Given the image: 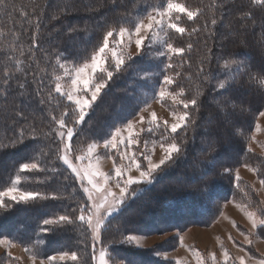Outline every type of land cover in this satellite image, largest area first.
<instances>
[{
    "label": "snow or ice",
    "instance_id": "obj_1",
    "mask_svg": "<svg viewBox=\"0 0 264 264\" xmlns=\"http://www.w3.org/2000/svg\"><path fill=\"white\" fill-rule=\"evenodd\" d=\"M253 6H259L264 11V0H247V10L238 12L237 19L242 23L252 21V27L256 26L253 17ZM0 7L4 8L8 13L7 0H0ZM14 10V9H13ZM67 11V7L64 9ZM206 11L210 12V16H206ZM21 16L25 20L29 19V13L21 9ZM33 8L31 16L34 18L30 40V47L25 50L20 44V35L15 30H10L12 37L11 43L7 46L9 55L7 60L13 63V67L9 70L5 66L2 76H0V100L5 105L8 104L9 90L15 89L18 97L28 99L32 96L29 90V81L27 79L31 61L35 60V51L40 45L41 28L43 27L41 15ZM227 6L219 0H212V3L205 7H191L190 5L177 0H161L159 4L148 5L145 13L141 14L137 10L133 14H126L118 19H114L111 23L107 20L103 21L102 38L93 46L90 57L85 56L80 62L79 59H69L63 53L56 57V63L63 70V75H54L48 81L49 87L44 94L45 84L44 78L37 80V73L32 72L33 83L36 84L35 96L39 97L40 105H48L50 124L47 130L38 128L34 123L27 127H21L17 136L7 144L4 148H16L24 145L26 141H39L41 138L47 142L46 148L41 147L39 152L34 153L28 162L20 163L16 173L10 178L7 187L0 190V212L7 214L19 205H29L36 201L48 200H71L75 207L67 206L62 213H53L50 216L42 218L37 226V239L32 248L24 247V251L29 253L32 264H56L57 260L64 264H110L112 257L109 254V245L105 244V239L110 234L112 222L118 214L122 212L124 207L137 191L133 190V185L146 184L151 185L157 178L158 174L166 171L167 168L175 165L179 160L187 158V145L189 137L188 130L191 129L194 135L191 141L195 143V131L199 127L198 113L201 110L200 97L203 91L197 87L196 91L188 95V90L179 83L178 77L183 74L176 71V65L173 59L181 58V67L189 64L188 60H184L185 52H190L193 44L190 42L185 47H179L174 43L173 33L176 34L175 39L179 40L187 34L190 38L203 32L205 33L204 46L205 53L199 61V66L195 76L203 77L204 82H211L217 79L211 72V64L213 60V48L208 46L207 41L213 39L216 35L218 25H223L225 16L227 15ZM186 17L187 21L196 25L191 29L181 26L182 18ZM200 17H206L203 24H197ZM53 21L58 20V15L51 17ZM147 21V22H145ZM100 27V25H97ZM246 26V24H245ZM260 27L264 29V19L260 21ZM69 34L77 32L76 28L69 27ZM3 30L0 29V35ZM227 35V34H226ZM111 38V39H110ZM135 45V52H129L128 49ZM153 46H157L154 47ZM19 51V56L28 55V66L24 67L25 61L18 59L15 55ZM167 58L162 70V80L159 81L158 90H154L152 98L162 106H167V101H171L169 112L172 122L169 124L167 120L161 121L155 112L149 111L150 105L147 99L143 101L144 107L137 112V118L129 120L123 127H118L110 134H106L101 140L99 138L90 139L86 144H75L76 137L83 131V125L87 122V117L96 102L101 99L105 91L110 86L114 77L118 74L131 70L136 77L144 82L151 81L156 75L150 71L151 60H159ZM261 57L264 59V49L261 50ZM148 58V64L145 67H134L143 63ZM222 58H217V63ZM207 65L208 67H205ZM223 68L232 69V75L229 79L218 80L214 90L218 92L227 91L232 87L236 74L242 70L249 74V86L256 85V91L259 92L261 102H264V76L253 74L251 68L246 66L242 60L224 59ZM171 70V72H170ZM43 71V69H41ZM20 74V75H18ZM192 79V74L187 76ZM175 86V88H173ZM55 94V95H54ZM61 101L63 104L59 116L54 114L55 109H61ZM23 104H17L14 101L10 108L6 107L2 111L5 118H16L28 120L29 118L23 111ZM219 110L227 115H233L236 119L234 122L225 121L231 128L230 136H244L243 125L240 123V117L249 109L241 103L239 106L235 102H231L230 107L232 113H228L229 101L218 102ZM237 108L239 111L237 112ZM147 112V118L143 113ZM259 116L264 117V111H259ZM147 124V132L149 135L159 133V140L151 141V148L148 140H142L141 133L145 128L141 127L139 131H135V125ZM259 130V125H256ZM126 133L127 135H124ZM183 133V135H181ZM250 142H255V133L245 137ZM142 143V148L140 147ZM208 148V159L210 161L205 169L203 176H209V173L215 168V156L219 154V139L206 141ZM159 146L161 155L158 161H153V153ZM135 146V151L133 147ZM103 148V153L98 151ZM252 151L251 147L247 149ZM203 151V149L201 150ZM139 153V156L137 155ZM215 154V155H213ZM142 157V161H141ZM112 160L111 169L107 172L101 168V161L104 159ZM147 162V167L143 166V162ZM249 171L256 175H262L261 171L252 168L249 165ZM133 169L139 173L138 177L129 175ZM37 173H45L44 178L36 176ZM51 175H47V174ZM21 174H31L38 183H49L56 179H62L63 192L30 191L23 188ZM231 175L230 167H223L217 176ZM239 173L235 174V181L239 186ZM214 183L210 178L209 182L204 185L207 190ZM260 185L264 188V178L260 179ZM71 188L72 191H68ZM118 189V193L114 191ZM79 197V198H77ZM264 204V202H261ZM237 207L244 212L245 217L251 225V232H240L244 237L246 244L251 245V236L258 235V230H264V207H258V211H250L249 205L237 204ZM233 227H236L233 222ZM79 233L78 243L83 246L85 256L81 257L78 250H63L54 255L43 256L38 245L46 243L40 238V235H49L56 233H66L69 231ZM114 231L121 235L119 241L114 239L110 244H137L140 238L133 234L124 235L126 228L121 226L115 227ZM236 242L231 235L228 237ZM183 244V237H180ZM0 245L5 248V264H13L18 257H13L8 248L15 246V242L8 237L0 238ZM240 251L244 253L241 256L232 257L230 253L223 249L221 251V260H217L215 254L210 253L207 258L202 257L194 248H190L191 254L196 258V264H208L209 259L212 264H247L248 260L253 264H264V258L256 259L244 247L238 246ZM90 250V261L88 259ZM121 264H130L129 261L122 260ZM176 264H182L177 261Z\"/></svg>",
    "mask_w": 264,
    "mask_h": 264
},
{
    "label": "trees",
    "instance_id": "obj_2",
    "mask_svg": "<svg viewBox=\"0 0 264 264\" xmlns=\"http://www.w3.org/2000/svg\"><path fill=\"white\" fill-rule=\"evenodd\" d=\"M177 1L191 5L193 8H206L212 3V0ZM160 2L161 0H7V14L4 8L0 7V29L3 30V34L0 35V76H2L5 66H8L9 70L13 67V63L7 60L9 55L7 46L12 40L10 30L22 33L20 44L27 50L31 44V33L34 31L32 10L35 8L37 13H44L41 15L43 24L40 34L41 47L35 51V60L31 61L30 74L27 77L32 96L23 100L19 98L15 82H13V88L9 90L8 104L5 105L0 100V188L9 184L10 178L20 163L30 161L34 153L39 152L41 147L46 148L47 145V142L41 138L39 141L28 140L24 145H19L16 148L3 147L9 140L17 136L21 127H27L34 123L36 127L47 130L51 122L48 105H40V98L35 96L36 84L33 83L31 73H37V80L40 77L44 78L46 98L49 87H54V85L49 86L48 81L60 72L56 63L58 55L63 53L69 59H79L82 62L85 56L90 57L93 46L102 38L104 20L111 23L114 19L126 14H133L137 10L144 14L148 5H156ZM219 2L227 6L228 14L225 16L223 25L217 26L214 40L207 41L208 46L213 48L211 72L217 79L204 82L203 77L195 76L199 61L206 51L204 46L206 34L201 32L191 38L185 34L179 40L175 39V33L172 34L173 42L179 47H185L190 42L193 44L192 50L184 54V60H188L189 64H184L181 67V58L173 59V64L176 65L175 70L183 74L177 78L179 83L188 90V95L195 92L197 87L203 91V95L200 97L201 110L198 113L199 127L195 131V143L193 144L191 141L194 133L189 129L187 158L179 160L165 172L158 174V178L151 185L141 184L137 188H132L141 190L130 198L122 212L113 220L114 228L111 226L112 230L105 242L120 239V234L114 231L117 226L126 228L127 231L124 232L131 233L144 231L138 228L140 226H144L145 231H160L166 229L165 227L182 230L193 224L209 225L221 213L225 201H240L244 196H247L246 194L253 196L250 188L247 191V188L239 189L237 186L234 176V169L237 166L247 164L260 170L262 175L258 177L264 178V157L258 153L249 152L245 138L250 136L259 111L264 109V102H261L256 85L249 86V74L242 70L236 74L230 89L222 92L214 90L218 80L224 79L225 76L230 79L232 75L231 67H222L224 59L242 60L246 66L251 68L253 74L264 76V59L261 57V50L264 49V29L260 27V21L264 19V11L259 6H253V17L256 21V26L253 28L252 21L242 23L236 18L241 10V5H243V10H247V0H219ZM65 7L68 9L67 11L64 10ZM21 9L29 13L28 20L21 16ZM53 15H58L59 19L53 21L51 19ZM210 15L211 13L206 11V16ZM205 18L200 17L197 24L202 25ZM98 24L100 27L97 26ZM181 26L191 29L196 25L183 17ZM69 27L76 28L77 32L69 34L67 32ZM15 55L18 59L25 61L24 67L27 68L29 63L27 52L23 57L19 56V51ZM217 58H222L219 64ZM147 59L134 67L147 66ZM166 60L163 58L151 60L150 71L156 75L148 82L139 80L131 70L116 75L103 97L91 109L87 122L83 125V131L76 137L74 143L85 144L93 138L102 140L116 124L123 123L133 117L144 105L143 101L150 95L149 100L153 99L152 93L157 90L159 81L162 80V70L164 64L167 63ZM205 67L208 66L205 65ZM189 74H192L191 80L187 79ZM13 101L24 105L23 111L29 118L27 121L20 118H16L15 121L5 118V113L2 110L6 107L10 108ZM224 101H229L228 113H232L231 102H235L238 106L243 103V106L249 109L240 117L244 136H230L231 128L225 121L231 123L236 118L233 115L226 116L219 110L217 103ZM64 103L66 101H61V109H55L53 104L55 115L59 116ZM216 139H219L221 143L219 154L215 156V168L212 169L209 176L202 177L210 163L206 141ZM202 149L203 151H201ZM223 167H230L232 174L217 176L216 173L220 172ZM22 175L23 178L30 179L26 183L32 189L41 192L56 190L61 195H66L63 192L64 182L62 179H56L49 183H38L33 175ZM35 175L44 178L46 174L37 173ZM210 178L214 183L205 190L204 185L209 182ZM239 184L246 186L247 182L239 180ZM68 191L70 192L72 189L69 188ZM253 197L258 203V199ZM68 205L75 207L71 200H38L29 205L16 206L7 214L0 212V236L9 237L25 247L32 248L38 235L37 226L42 218L53 213H62ZM158 224H163L165 227H157ZM258 231L261 233V230ZM262 231L264 232V230ZM261 234L264 236V233ZM40 238L46 241V243L38 245L43 256H48L59 250L79 248V233L74 230L54 235L41 234ZM112 250L114 251V248ZM116 250L127 261L130 260V257L138 254L137 250H130L123 246L116 245ZM142 257L151 264H159V260L151 256L142 254Z\"/></svg>",
    "mask_w": 264,
    "mask_h": 264
},
{
    "label": "rangeland",
    "instance_id": "obj_3",
    "mask_svg": "<svg viewBox=\"0 0 264 264\" xmlns=\"http://www.w3.org/2000/svg\"><path fill=\"white\" fill-rule=\"evenodd\" d=\"M153 47L155 49V47L157 46H153ZM128 51L134 53L135 45L133 44L128 49ZM163 59L166 60V57H164ZM58 75H63L62 69H60ZM158 88L159 86L156 89L158 90ZM173 88H175V86ZM150 97L151 95L148 97L147 100H149ZM148 104L150 105L149 111L155 112L157 117L161 121L167 120L169 124L172 122V118L169 112V107L171 106L170 100L167 101V106H162L161 104L157 103L155 99H150L148 101ZM143 107L144 105L141 108ZM262 111H264V109H262ZM136 114L130 119L126 120L125 122L116 124L113 128L109 130L108 134H110L112 131H115V129L118 127L122 128L123 125L126 124L129 120H133L137 118ZM143 115H145V117L147 118V112L143 113ZM257 124L259 125L258 131L256 130ZM141 127L145 128V131L141 133L142 140H148L149 147L151 148V141L153 139L159 140V133L149 135V133L146 130L147 124L135 125L134 130L139 131ZM253 133H255V142H250L249 140H247V147L249 148L250 146L252 152L258 153L264 157V117L259 116V114L256 117V123L252 129V132L250 133V136ZM124 135L127 134L124 133ZM140 147L142 148V143ZM98 151L103 153L104 150L103 148H100ZM133 151H135V146L133 147ZM137 155L139 156V153H137ZM160 155L161 152L159 146L157 145L155 152L153 153L152 156L153 161L154 162L158 161ZM141 161H142V157H141ZM100 166L103 171L107 172L111 169L112 160L104 158L101 161ZM143 166L145 168L147 167L146 161L143 162ZM236 172L239 173V176H242V178H240V181L243 180L247 182L246 186H244V184H239V189L247 188L248 191V188H250L251 191L253 192V196H255L258 199V203L256 202V200L252 195H250L252 196V198H250L248 194H246L247 196H244L243 199L240 201L227 200L223 203L222 211L218 215V217L214 219V221L211 224L206 226L193 224L182 230H178L175 228L169 229L168 227H165V225L163 224H158L157 227L158 226L165 227L166 229L163 230L161 229L160 231H154V230L145 231L146 228L144 226H140L138 228L144 231L131 232V233L124 232V235L133 234L138 236L140 238L139 245L135 243L132 245H128V244H119V243L110 244V242L108 241L105 242V244L109 245V254L112 257L110 264H121V261L125 260L123 258L124 256H122V254L118 252V250H116V245L118 247L123 246L129 248L130 250L138 251V254L136 256L130 257L129 260L130 264H151L144 260L142 254L143 256L146 255L158 259L159 264L162 262L163 264H176L177 261H181L182 264H196V258L191 254V251L189 250L190 248H194L197 252L201 254L202 257L205 258H207L210 253L215 254V257L218 261L222 259L221 256L222 247L223 249H226L232 257H237L244 254L240 251L238 247V246H242L245 248L247 252H249L256 259L264 258V236L261 234L264 232L262 230L261 233L260 231H258V235L250 237L252 240L251 245L246 244L244 237L240 235V232H245V233L251 232L252 231L251 225L247 220V218L245 217L244 212H242L240 208L236 206L237 204H247L249 205L250 211H258V207H257L258 205L260 207H264V204L261 203L264 202V188H262L260 185V178L258 177V175H256L252 171H249L248 167H245V165L237 166L234 169V176ZM129 175L135 178L139 176V173L133 169V171L129 173ZM21 179H22L21 186L23 188L30 191H37L35 189L30 188L29 185L26 183V181H30V179L23 178L22 174H21ZM33 181L35 182L34 179ZM140 185H133L132 188H137ZM7 186L8 185L4 186L3 188H0V190H3ZM114 191L118 193L119 190L114 189ZM230 203H234L235 206H233ZM233 222L235 223L236 227H233ZM230 235L233 238V240L236 242V245L238 246H234L233 242L229 240L228 237ZM181 236L183 237V244H181V240H180ZM4 237L6 236H0V238H4ZM120 239H121V235H120ZM24 247L25 246L19 244L18 242H15V246L7 249V251L11 252V255L13 257L19 258L18 260H15L13 264H32V261L29 257V253L24 251ZM78 247L79 248H77L76 250L79 249V254L81 255V257H84L85 252L83 251V246L79 244ZM112 248H114V251L112 250ZM58 252H60V250ZM58 252L50 255L57 254ZM4 253H5V248L3 245H0V264H5L6 262L7 258L5 257ZM88 259L90 261V250H89ZM36 264H39V261H37ZM56 264H64V262L57 260ZM208 264H212V261L210 259L208 261ZM247 264H253V261L248 260Z\"/></svg>",
    "mask_w": 264,
    "mask_h": 264
},
{
    "label": "crops",
    "instance_id": "obj_4",
    "mask_svg": "<svg viewBox=\"0 0 264 264\" xmlns=\"http://www.w3.org/2000/svg\"><path fill=\"white\" fill-rule=\"evenodd\" d=\"M240 178H242V176H240ZM230 204H232L233 206H235L234 203H230Z\"/></svg>",
    "mask_w": 264,
    "mask_h": 264
}]
</instances>
